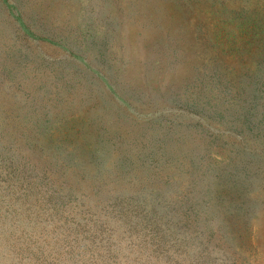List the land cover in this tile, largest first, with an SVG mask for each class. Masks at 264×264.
Returning <instances> with one entry per match:
<instances>
[{
	"label": "rangeland",
	"instance_id": "rangeland-1",
	"mask_svg": "<svg viewBox=\"0 0 264 264\" xmlns=\"http://www.w3.org/2000/svg\"><path fill=\"white\" fill-rule=\"evenodd\" d=\"M0 264H264V0H0Z\"/></svg>",
	"mask_w": 264,
	"mask_h": 264
}]
</instances>
